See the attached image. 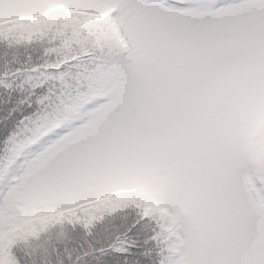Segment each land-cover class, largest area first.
<instances>
[{"label":"snow or ice","instance_id":"1","mask_svg":"<svg viewBox=\"0 0 264 264\" xmlns=\"http://www.w3.org/2000/svg\"><path fill=\"white\" fill-rule=\"evenodd\" d=\"M0 264H264V0H0Z\"/></svg>","mask_w":264,"mask_h":264}]
</instances>
